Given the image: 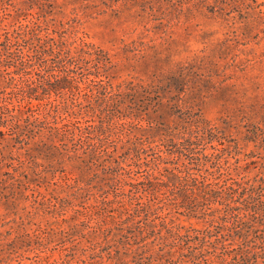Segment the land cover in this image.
I'll return each instance as SVG.
<instances>
[{"label":"rangeland","instance_id":"obj_1","mask_svg":"<svg viewBox=\"0 0 264 264\" xmlns=\"http://www.w3.org/2000/svg\"><path fill=\"white\" fill-rule=\"evenodd\" d=\"M0 264H264V0H0Z\"/></svg>","mask_w":264,"mask_h":264},{"label":"trees","instance_id":"obj_2","mask_svg":"<svg viewBox=\"0 0 264 264\" xmlns=\"http://www.w3.org/2000/svg\"><path fill=\"white\" fill-rule=\"evenodd\" d=\"M67 60H68L67 62H69L70 59H67ZM58 61L61 62V61H63V60L60 59V60H58ZM195 259H196V258H195Z\"/></svg>","mask_w":264,"mask_h":264}]
</instances>
